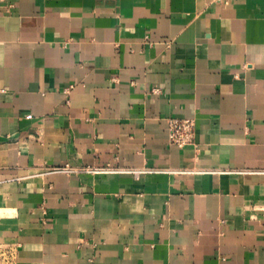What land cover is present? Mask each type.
<instances>
[{"label":"crops","instance_id":"0c3cea01","mask_svg":"<svg viewBox=\"0 0 264 264\" xmlns=\"http://www.w3.org/2000/svg\"><path fill=\"white\" fill-rule=\"evenodd\" d=\"M0 244L17 264H264V0H0Z\"/></svg>","mask_w":264,"mask_h":264},{"label":"built area","instance_id":"2783aa9c","mask_svg":"<svg viewBox=\"0 0 264 264\" xmlns=\"http://www.w3.org/2000/svg\"><path fill=\"white\" fill-rule=\"evenodd\" d=\"M166 129L168 141L177 146L178 148H184L190 145L193 141L195 134V121L189 117L171 116L166 119ZM51 172L64 173L66 175L87 173V174H131L134 178H138L141 174L164 172L170 174H179L189 171L185 170H172V169H159V168H147V167H116V166H89L80 165L72 166L69 163H65L62 166L53 167Z\"/></svg>","mask_w":264,"mask_h":264},{"label":"rangeland","instance_id":"374dc122","mask_svg":"<svg viewBox=\"0 0 264 264\" xmlns=\"http://www.w3.org/2000/svg\"><path fill=\"white\" fill-rule=\"evenodd\" d=\"M12 253V248L0 244V264H17Z\"/></svg>","mask_w":264,"mask_h":264}]
</instances>
